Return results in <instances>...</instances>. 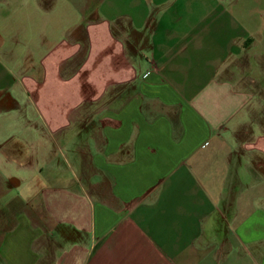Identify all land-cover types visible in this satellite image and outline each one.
I'll use <instances>...</instances> for the list:
<instances>
[{
  "label": "crops",
  "instance_id": "obj_1",
  "mask_svg": "<svg viewBox=\"0 0 264 264\" xmlns=\"http://www.w3.org/2000/svg\"><path fill=\"white\" fill-rule=\"evenodd\" d=\"M63 1L0 0V264H264V0Z\"/></svg>",
  "mask_w": 264,
  "mask_h": 264
},
{
  "label": "rangeland",
  "instance_id": "obj_2",
  "mask_svg": "<svg viewBox=\"0 0 264 264\" xmlns=\"http://www.w3.org/2000/svg\"><path fill=\"white\" fill-rule=\"evenodd\" d=\"M62 1H63V0H62ZM59 3H60V1H58V5H60ZM63 6H65V8H68L70 5H67L66 0H64V1H63ZM71 24H72V23H68L67 26L70 27ZM65 27H66V26H65Z\"/></svg>",
  "mask_w": 264,
  "mask_h": 264
}]
</instances>
